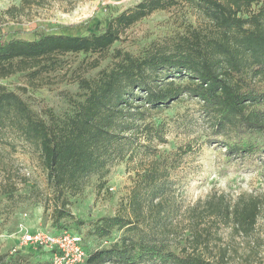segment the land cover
Wrapping results in <instances>:
<instances>
[{
	"label": "trees",
	"instance_id": "16d2710c",
	"mask_svg": "<svg viewBox=\"0 0 264 264\" xmlns=\"http://www.w3.org/2000/svg\"><path fill=\"white\" fill-rule=\"evenodd\" d=\"M180 1L199 10L207 25L189 26L170 45L140 54L119 49L109 54L125 29ZM34 34L26 39L16 31L9 36L0 33V76L37 66L54 69L65 54L111 57L95 75L79 77L81 93L68 101V110L62 113L39 115L0 85V128L16 130L22 141L34 146L56 198L51 213L56 231L51 232L67 229L61 221L71 217L68 195L81 191L90 176L102 174L114 160L130 156L136 151L134 145L149 147L140 142L144 132L147 140L164 141L161 126L144 121L152 110L183 94L199 100L216 133L242 138L264 129V84L247 78L249 72L254 77L264 73V0H140L110 17L97 32ZM178 76L184 80L177 82ZM224 147L229 156L264 152L263 146L240 140ZM151 161L129 191L126 214L102 216L92 225L98 238H109L114 230L120 231L119 236L88 252L81 238L86 258L80 264H212L197 251L210 235L197 221L203 216L229 228L232 238L256 242L254 230L264 207L263 196L241 193L227 200L224 195H211L191 209L185 241L192 250H173L167 233L171 222L165 221L172 187L167 169ZM73 233L80 236L78 231ZM226 251L222 249L221 259ZM45 253V262L32 260L31 254H0V264H53Z\"/></svg>",
	"mask_w": 264,
	"mask_h": 264
},
{
	"label": "rangeland",
	"instance_id": "374dc122",
	"mask_svg": "<svg viewBox=\"0 0 264 264\" xmlns=\"http://www.w3.org/2000/svg\"><path fill=\"white\" fill-rule=\"evenodd\" d=\"M139 1L0 0V33L9 36L16 31L26 39H32L36 32L89 34L101 30L110 17ZM204 25L207 20L201 12L180 1L169 9L153 11L125 29L109 54L115 49L140 54L147 48L170 45L172 38L189 26ZM109 54H65L59 56L54 69L37 66L16 71L0 76V85L39 115L62 113L68 110V101L81 93L79 77L95 75L111 62ZM35 70L37 73L31 74ZM247 76L264 84V73L254 77L249 72ZM175 80L184 78L178 76ZM144 122L160 125L164 141L147 140L144 132L139 139L148 148L134 145L136 151L130 156L114 160L102 174L90 176L81 191L67 196L66 208L71 217L61 222L66 230L79 232L87 252L108 245L119 236L120 231L114 230L109 238H98L92 232V225L102 216L126 214L124 206L129 191L135 179L150 168L151 160H157L160 169H167L165 174L171 183L165 221L167 225L171 222L167 233L175 251L181 247L192 250L185 241L191 225L190 212L207 196L224 195L231 200L238 194L252 193L264 199V152L229 156L224 147L238 140L264 147V129L242 138L216 133L199 100L186 94L158 111L152 110ZM55 201L34 146L22 141L16 130L1 127L0 254H31L34 261H47L46 251L22 243L21 234L38 229L56 231L51 217ZM200 220V226L210 235H206V245H200L197 251L212 264H264V207L254 230L253 244L230 237L229 228L219 221L205 216L197 219ZM223 248L227 251L221 259ZM252 250L254 254L249 255Z\"/></svg>",
	"mask_w": 264,
	"mask_h": 264
},
{
	"label": "built area",
	"instance_id": "2783aa9c",
	"mask_svg": "<svg viewBox=\"0 0 264 264\" xmlns=\"http://www.w3.org/2000/svg\"><path fill=\"white\" fill-rule=\"evenodd\" d=\"M21 241L47 251L53 264H80L86 258V252L81 245V237L68 230L25 231L21 234Z\"/></svg>",
	"mask_w": 264,
	"mask_h": 264
}]
</instances>
